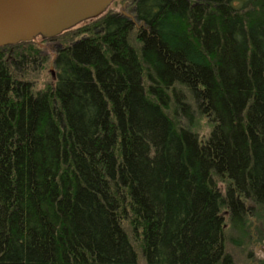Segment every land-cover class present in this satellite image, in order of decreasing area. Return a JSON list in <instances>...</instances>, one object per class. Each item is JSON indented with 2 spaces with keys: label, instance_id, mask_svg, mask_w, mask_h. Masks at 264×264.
Returning <instances> with one entry per match:
<instances>
[{
  "label": "trees",
  "instance_id": "trees-1",
  "mask_svg": "<svg viewBox=\"0 0 264 264\" xmlns=\"http://www.w3.org/2000/svg\"><path fill=\"white\" fill-rule=\"evenodd\" d=\"M51 39L0 47V264H234L264 213V0L115 1Z\"/></svg>",
  "mask_w": 264,
  "mask_h": 264
},
{
  "label": "water",
  "instance_id": "water-1",
  "mask_svg": "<svg viewBox=\"0 0 264 264\" xmlns=\"http://www.w3.org/2000/svg\"><path fill=\"white\" fill-rule=\"evenodd\" d=\"M122 0H0V47L51 39Z\"/></svg>",
  "mask_w": 264,
  "mask_h": 264
},
{
  "label": "rangeland",
  "instance_id": "rangeland-1",
  "mask_svg": "<svg viewBox=\"0 0 264 264\" xmlns=\"http://www.w3.org/2000/svg\"><path fill=\"white\" fill-rule=\"evenodd\" d=\"M114 3L111 10L116 11L120 8V3ZM82 29L77 28L59 38L46 40L42 44L46 46L49 53V61L53 58L54 50L69 43L75 38L81 36ZM34 41L41 42V38H35ZM53 52H50V51ZM44 51H46L44 49ZM27 75V80L35 84L37 88H44L54 74L52 65H33L22 70ZM246 232L230 229L226 234V251L232 256L234 264H264V213L257 209L252 216L246 220Z\"/></svg>",
  "mask_w": 264,
  "mask_h": 264
}]
</instances>
